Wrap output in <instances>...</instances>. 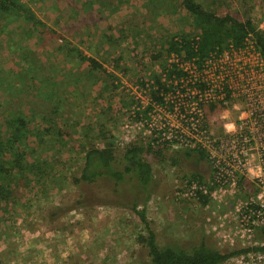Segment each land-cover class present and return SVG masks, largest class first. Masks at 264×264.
<instances>
[{
	"label": "rangeland",
	"instance_id": "374dc122",
	"mask_svg": "<svg viewBox=\"0 0 264 264\" xmlns=\"http://www.w3.org/2000/svg\"><path fill=\"white\" fill-rule=\"evenodd\" d=\"M195 1L219 16L249 17L264 34V0ZM19 2L55 33H38L18 17L12 18L8 34L0 33V143L13 136L11 118L18 111L29 131L17 142L23 171L0 179L15 188L5 200L0 197V264H148V229L159 247L189 250L203 241L225 251L243 249L235 206L253 193L252 185L242 182L236 192L207 196L206 203L178 197L175 191L193 175L208 181L210 163L196 150L151 146L146 129V87L155 90L158 81L177 73L176 59L184 55L181 37L191 41L194 36L182 0ZM66 42L101 68L68 54ZM22 47L38 69L34 76L23 73ZM51 90L53 106L46 101ZM53 108L48 122L43 114ZM206 116L211 124L212 111ZM48 125L62 136L43 132ZM106 144L116 158L113 168L122 172L124 150L143 148L141 157L152 174L148 192L134 173L124 174L118 186L107 175L73 184L85 151ZM2 149L7 160L15 151ZM31 162L44 172L40 180L27 171L25 163ZM136 201L144 221L130 208ZM254 238L263 242L258 230Z\"/></svg>",
	"mask_w": 264,
	"mask_h": 264
},
{
	"label": "built area",
	"instance_id": "2783aa9c",
	"mask_svg": "<svg viewBox=\"0 0 264 264\" xmlns=\"http://www.w3.org/2000/svg\"><path fill=\"white\" fill-rule=\"evenodd\" d=\"M175 68L164 79L159 101L146 87L150 144L198 149L209 161L208 181L187 179L175 191L180 198L219 199L242 182L252 185L253 193L235 206L238 239L247 250L221 264H264V250L254 249L263 244L254 235L264 224V53L248 38L243 46L229 43L203 59L183 55Z\"/></svg>",
	"mask_w": 264,
	"mask_h": 264
},
{
	"label": "trees",
	"instance_id": "16d2710c",
	"mask_svg": "<svg viewBox=\"0 0 264 264\" xmlns=\"http://www.w3.org/2000/svg\"><path fill=\"white\" fill-rule=\"evenodd\" d=\"M181 6L191 16L194 26V36L191 41L181 37V39H183L181 48L184 52V58L189 59L196 57L198 59H203L215 48H223L229 43H233L236 46H243L245 40L248 38L254 39L257 47L262 53H264V34L249 17L241 20L230 14L219 16L195 0H182ZM17 17L21 19L23 23L29 24L33 30H38V33H55L54 30L48 29L43 23H41V21H39L36 14L29 9L27 4L20 3L19 0H0V33L5 32L8 34L10 23ZM18 30L17 28L14 29V31ZM66 44L68 54L74 53L76 58L87 61L88 65L93 69L101 68L99 63L93 57H85L76 45H71L67 42ZM171 44H173V42H171ZM23 48L24 47H22L21 50V60L24 63V67L22 68L23 73L34 76V74H37L38 69L36 70L34 67V62L31 61V56H29L28 51ZM171 49H173L172 46L170 47V50ZM157 83V89L150 91L151 97L155 101L161 99L159 91L161 89H166L164 82L158 81ZM52 92L55 94V91L51 90L49 96L46 97V101L50 102V105L54 104L56 101V99L52 100V98L55 97ZM55 109L56 108L51 109L48 113L44 112L43 117L47 119L48 122L52 120ZM24 116L25 115L21 111H18V113L11 118L10 129H12L14 134L11 139L6 140L4 144L0 143L1 160H3L2 156L5 158L2 148L9 149L10 151H13V148H15L14 152H10L12 154L10 159L7 160L5 158L4 162H6V165L0 163V179L10 177L11 172L14 170H17L18 173L23 171L24 165H21L20 161L23 158V153L20 152L21 146L19 148L17 142L19 140L22 142L23 139L27 138L29 133L28 128H26L27 121ZM37 132L38 133L36 134L38 135L42 134L39 131ZM43 132L53 134L56 138L57 136H59V138L62 136L60 130L55 129L54 127L50 129V125L44 127ZM57 141L63 143L61 139ZM147 150H151L149 145L147 146ZM195 150V153L198 152L200 155L203 154V152L198 149H193L191 152ZM142 151L143 148L140 145H132L124 150L121 160L125 163V167L122 172L113 168L116 158L110 144H106L100 148H89L84 153V164L80 174L73 177L72 182L75 185H78L81 182L91 183L96 181L97 178L107 175L113 179V183L118 186L119 182L122 181L124 174L134 173L138 186L142 187L143 191L146 193V191L148 192V188L146 187L151 182L152 174L150 164L141 157ZM25 166H28L27 171H31L34 174L36 181L41 179V174L44 172H42V169L38 164L31 162L30 164L25 163ZM192 177L194 178L195 175ZM9 181L13 182V179H10ZM18 184L19 181L16 180V185ZM9 185L10 184L4 185L3 183H0V197L2 200H5L7 196H10L11 193L15 192V188L12 189ZM146 199L147 195L144 196L142 203H144ZM198 200L202 203H206L207 197L205 195H199ZM137 203V201L132 203L130 208L136 210ZM136 213H138L140 219L144 221L143 213L137 212V210ZM258 232L263 237V244L256 246L254 249L263 251L264 224L258 229ZM144 243L148 248L150 258L148 264H221L231 257L247 250L243 248L225 251L208 246L203 241L192 246L189 250L175 248L173 246L159 247L156 243L155 235L150 229H148Z\"/></svg>",
	"mask_w": 264,
	"mask_h": 264
}]
</instances>
